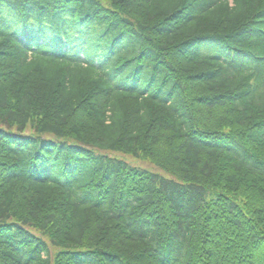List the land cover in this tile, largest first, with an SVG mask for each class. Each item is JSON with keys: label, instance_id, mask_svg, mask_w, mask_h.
Masks as SVG:
<instances>
[{"label": "trees", "instance_id": "obj_1", "mask_svg": "<svg viewBox=\"0 0 264 264\" xmlns=\"http://www.w3.org/2000/svg\"><path fill=\"white\" fill-rule=\"evenodd\" d=\"M0 264H264V0H0Z\"/></svg>", "mask_w": 264, "mask_h": 264}, {"label": "rangeland", "instance_id": "obj_2", "mask_svg": "<svg viewBox=\"0 0 264 264\" xmlns=\"http://www.w3.org/2000/svg\"><path fill=\"white\" fill-rule=\"evenodd\" d=\"M113 155H116L118 157H122L124 158L126 161H128L130 164L139 166V167H143V168H147L150 169L152 171H157L160 172L161 174H167L166 171H162L160 168H157L156 165L154 163H152L151 161L145 160V159H139V158H134L133 156H129V155H125L122 153H113Z\"/></svg>", "mask_w": 264, "mask_h": 264}]
</instances>
